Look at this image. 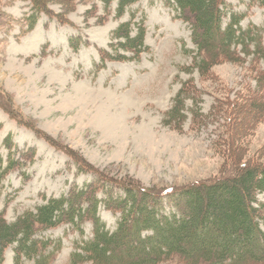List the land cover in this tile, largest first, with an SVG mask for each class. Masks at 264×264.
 <instances>
[{"label": "rangeland", "instance_id": "1", "mask_svg": "<svg viewBox=\"0 0 264 264\" xmlns=\"http://www.w3.org/2000/svg\"><path fill=\"white\" fill-rule=\"evenodd\" d=\"M228 1L243 14L244 28L262 29L264 45V6ZM118 3L0 0V154L3 168L12 164L0 181V214L7 222L80 189L89 200L112 202L107 196H124L131 187L140 201L141 190L197 186L238 173L243 164L264 167V62L251 55L202 75L190 25L173 7L164 0H135L119 16ZM143 18L148 49L140 61L100 66L101 50L111 53L117 42L113 31L128 21L135 29ZM189 80L197 104L186 100L180 127L165 123ZM102 116L117 127L105 129ZM257 198L264 202L262 194ZM104 202L98 214L112 231L121 213ZM91 236L86 220L80 230L63 222L37 237L62 240L48 264H75V244ZM14 245L0 264H14ZM160 264L185 263L171 256Z\"/></svg>", "mask_w": 264, "mask_h": 264}, {"label": "trees", "instance_id": "2", "mask_svg": "<svg viewBox=\"0 0 264 264\" xmlns=\"http://www.w3.org/2000/svg\"><path fill=\"white\" fill-rule=\"evenodd\" d=\"M102 1L110 4L113 0ZM133 1L119 0L118 15H123ZM254 1L264 6V0ZM164 2L190 25L196 46L194 64L202 75L224 61H243L251 55L264 62L262 29L253 25L244 28L243 14L234 11L228 0ZM31 18L35 20V14ZM135 25L134 29L132 21L123 22L113 31L117 42L112 44L113 52L101 50L100 66L108 60L140 61L148 49L144 18ZM194 88L192 80L182 84L165 113V123L181 126L187 118L186 100L192 99L195 105L198 102ZM261 107L264 114V104ZM11 166L9 163L3 168L0 154V181ZM237 171L197 186L160 192L141 190L140 201L131 187L125 188L124 196H107L106 201L112 202L96 196L89 200L86 189H80L68 196L51 197L13 222L0 214V260L4 250L15 244L14 264H23L24 259L48 264L51 252L62 248V240H44L37 237L38 233L63 222L80 230L88 220L92 236L75 244L72 263L160 264L178 256L185 264H264V202L257 198L258 194L264 196V167L257 170L243 164ZM100 202L120 210L117 227L112 231L98 214Z\"/></svg>", "mask_w": 264, "mask_h": 264}, {"label": "bare ground", "instance_id": "3", "mask_svg": "<svg viewBox=\"0 0 264 264\" xmlns=\"http://www.w3.org/2000/svg\"><path fill=\"white\" fill-rule=\"evenodd\" d=\"M65 114V113H64ZM104 114V113H103ZM103 118H101V125H103L104 126V128L105 129H109L110 130V132H111V130H114L115 129V127H117V126H115V125H112L113 124V122L112 121H110V118H106L105 116H102ZM100 121V120H99ZM117 122V121H116ZM99 127V126H98ZM100 130V129H99ZM113 134V133H112Z\"/></svg>", "mask_w": 264, "mask_h": 264}]
</instances>
